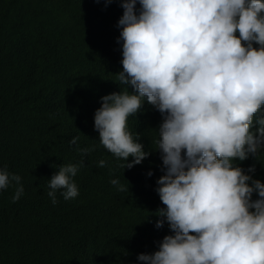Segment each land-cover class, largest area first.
I'll return each instance as SVG.
<instances>
[{"label":"clouds","instance_id":"1","mask_svg":"<svg viewBox=\"0 0 264 264\" xmlns=\"http://www.w3.org/2000/svg\"><path fill=\"white\" fill-rule=\"evenodd\" d=\"M23 1L8 0L7 6L38 2ZM120 2L122 31L108 39L115 66L106 69L103 88L123 90L103 96L96 112L69 104L68 118L96 129L100 144L130 169L150 153L129 117L149 104L162 116L158 129L142 131L154 136L155 156L164 166L156 191L165 207L157 210L162 219L156 227L166 220L172 234L136 264H264V183L235 163L264 148V0ZM92 8L81 7L80 19ZM10 162V169L0 166V217L22 219V207L24 221L39 208H72L83 161L30 173ZM247 171L254 173L255 166ZM111 183L128 190L118 179ZM16 235L13 243L0 242V264H37L41 240Z\"/></svg>","mask_w":264,"mask_h":264},{"label":"trees","instance_id":"2","mask_svg":"<svg viewBox=\"0 0 264 264\" xmlns=\"http://www.w3.org/2000/svg\"><path fill=\"white\" fill-rule=\"evenodd\" d=\"M37 1L26 7L0 0V166L12 168L13 159L30 173L83 161L74 177L79 195L64 213L39 208L24 221L22 207V219L6 221L1 215L0 242L13 243L17 230L39 238L44 248L36 254L37 264H136L140 254H153L172 234L166 220L156 227L162 219L157 210L165 207L156 191L164 166L155 156L154 136L142 131L144 126L158 129L162 116L149 104L129 117L128 125L140 132L150 153L130 169L100 144L96 129L68 118L69 104L96 112L103 96L123 90L122 85L103 88L106 69L115 66L108 39L120 37L121 2ZM85 6L93 7L91 15L80 19ZM74 137L79 138L75 145L70 143ZM93 148L86 155L81 151ZM235 163L264 183V148L257 157ZM251 166L254 173L247 171ZM113 179L128 190L118 191ZM3 190L9 194V188Z\"/></svg>","mask_w":264,"mask_h":264},{"label":"bare ground","instance_id":"3","mask_svg":"<svg viewBox=\"0 0 264 264\" xmlns=\"http://www.w3.org/2000/svg\"><path fill=\"white\" fill-rule=\"evenodd\" d=\"M109 69L114 70L113 67H109ZM110 84H111V85L113 84V81H112V80H110Z\"/></svg>","mask_w":264,"mask_h":264}]
</instances>
